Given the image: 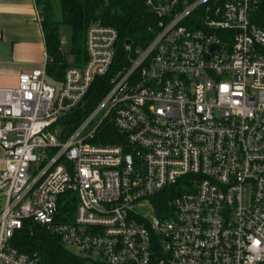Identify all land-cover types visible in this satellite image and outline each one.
<instances>
[{"label":"built area","instance_id":"1","mask_svg":"<svg viewBox=\"0 0 264 264\" xmlns=\"http://www.w3.org/2000/svg\"><path fill=\"white\" fill-rule=\"evenodd\" d=\"M146 5V46L93 24L62 83L46 51L0 88V264H42L11 244L26 220L89 264H264V0ZM104 77L107 93L60 139L53 126ZM111 127L120 141L102 142Z\"/></svg>","mask_w":264,"mask_h":264},{"label":"trees","instance_id":"2","mask_svg":"<svg viewBox=\"0 0 264 264\" xmlns=\"http://www.w3.org/2000/svg\"><path fill=\"white\" fill-rule=\"evenodd\" d=\"M42 28L44 31L46 51L49 59L46 63L48 81L62 83L67 69L79 66L85 58L84 42L86 31L90 25L102 24L114 27L120 37L121 45L130 40L133 47L146 46L153 37L152 28L157 18L146 5L147 0H58L60 6V21L54 17L55 0H35ZM59 24H68L72 30L73 61L69 62L63 51L59 36ZM121 53V52H120ZM110 88L108 77L98 78L92 85L83 107L74 109L66 117H61L58 124L61 128L60 139L68 137L94 109ZM120 133L115 128H108L102 142H119ZM167 196L157 198L155 202L160 214L161 208L167 207ZM74 201L65 205L62 199L59 202V214L68 212L67 218L72 220L75 209ZM13 247L21 252L34 253L40 256L42 264H89L84 257L77 256L68 250L61 238L49 231L46 227L26 220L22 229L16 231L11 239Z\"/></svg>","mask_w":264,"mask_h":264},{"label":"crops","instance_id":"3","mask_svg":"<svg viewBox=\"0 0 264 264\" xmlns=\"http://www.w3.org/2000/svg\"><path fill=\"white\" fill-rule=\"evenodd\" d=\"M35 0H0V88H14L26 70L45 65L46 44ZM5 152L0 146V169Z\"/></svg>","mask_w":264,"mask_h":264},{"label":"rangeland","instance_id":"4","mask_svg":"<svg viewBox=\"0 0 264 264\" xmlns=\"http://www.w3.org/2000/svg\"><path fill=\"white\" fill-rule=\"evenodd\" d=\"M53 4H54V11H55L54 17L60 21V19H61V13H60L59 1L58 0H55ZM59 36H60L61 41H62L63 51L65 52V54H66V56L68 58V61L69 62H72L73 61V54H72V48L71 47H72V40L73 39H72V30H71V27L68 24H59ZM99 119H100V117H98L95 120V123ZM92 127H93V125L90 126L88 128V130L92 129ZM74 196H75L74 194H70L69 196L68 195H65L64 198L65 199H68V198H73ZM4 202H5L4 196H0V211L2 210L3 206H5L4 205ZM68 250H70V249H68Z\"/></svg>","mask_w":264,"mask_h":264},{"label":"water","instance_id":"5","mask_svg":"<svg viewBox=\"0 0 264 264\" xmlns=\"http://www.w3.org/2000/svg\"><path fill=\"white\" fill-rule=\"evenodd\" d=\"M130 43H131V41H130V40H127V41H126V44H127V45H129Z\"/></svg>","mask_w":264,"mask_h":264}]
</instances>
